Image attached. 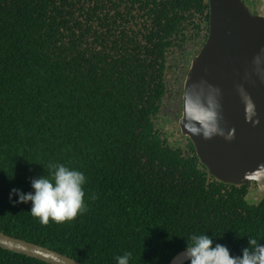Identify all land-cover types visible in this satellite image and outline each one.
Masks as SVG:
<instances>
[{"label":"trees","instance_id":"obj_1","mask_svg":"<svg viewBox=\"0 0 264 264\" xmlns=\"http://www.w3.org/2000/svg\"><path fill=\"white\" fill-rule=\"evenodd\" d=\"M208 29L207 0H0V231L83 264H169L192 234L234 257L264 244V192L158 127L168 55ZM50 163L85 174L87 211L45 226L9 194ZM0 264L48 263L0 248Z\"/></svg>","mask_w":264,"mask_h":264},{"label":"water","instance_id":"obj_2","mask_svg":"<svg viewBox=\"0 0 264 264\" xmlns=\"http://www.w3.org/2000/svg\"><path fill=\"white\" fill-rule=\"evenodd\" d=\"M208 36L191 60L183 85L180 132L190 139L196 155L219 181L235 185L254 182L264 192V65L257 72L254 58L264 50V6L253 14L243 0H207ZM243 87L255 105L259 123L246 120L245 103L238 92ZM220 90V125L234 129V138L192 136L185 128V95L207 96ZM0 248L23 254L48 264H83L47 247L0 231ZM185 249L169 264H186Z\"/></svg>","mask_w":264,"mask_h":264},{"label":"clouds","instance_id":"obj_3","mask_svg":"<svg viewBox=\"0 0 264 264\" xmlns=\"http://www.w3.org/2000/svg\"><path fill=\"white\" fill-rule=\"evenodd\" d=\"M257 72L264 65V50L254 58ZM242 101L245 103L246 120L259 123L255 120L256 109L244 88H238ZM220 90L212 88L207 96L200 94L185 95V128L192 136H202L212 139L215 136L224 137L226 140L234 138L235 130L225 132L221 127V105L218 100ZM49 175L31 179L33 191L24 193L19 189H12L9 199L18 197L13 203L31 202L30 214L40 224L48 225L73 221L78 215L87 211L85 204L86 184L85 174L77 169L63 164L50 163ZM13 178V177H11ZM260 239L249 237V246L242 250L241 256H232L225 245L216 243L213 237L203 234H192L186 241L185 260L188 264H264V244ZM131 252L116 256V264H130Z\"/></svg>","mask_w":264,"mask_h":264},{"label":"rangeland","instance_id":"obj_4","mask_svg":"<svg viewBox=\"0 0 264 264\" xmlns=\"http://www.w3.org/2000/svg\"><path fill=\"white\" fill-rule=\"evenodd\" d=\"M199 50L198 45L190 43L183 51L170 53L167 57L166 84L167 91L163 98L160 116L157 123L161 131L166 134L171 143L178 146H185L187 140L180 132L178 119L182 108L181 95L183 81L192 58ZM263 192L257 190L253 185L249 192V199L253 202L261 197Z\"/></svg>","mask_w":264,"mask_h":264},{"label":"flooded vegetation","instance_id":"obj_5","mask_svg":"<svg viewBox=\"0 0 264 264\" xmlns=\"http://www.w3.org/2000/svg\"><path fill=\"white\" fill-rule=\"evenodd\" d=\"M243 3L249 8V10H250V12L251 13H253V14H256L257 13V10H258V8H260L261 9V7H263L264 6V0H243ZM202 48V47H201ZM200 48V49H201ZM200 51V50H199ZM199 51H198V53H199ZM198 53H196V55L198 54ZM195 55V56H196ZM194 56V57H195ZM193 57V58H194ZM192 58V59H193ZM189 66H190V64H189ZM188 70H189V67H188ZM188 70H187V73H188ZM187 75V74H186ZM186 77V76H185ZM184 80H185V78H184ZM183 85H184V81H183ZM181 101H182V108H181V111H180V117H181V114H182V109H183V90H182V95H181ZM179 117V118H180ZM178 121H179V119H178ZM187 138V137H186Z\"/></svg>","mask_w":264,"mask_h":264}]
</instances>
